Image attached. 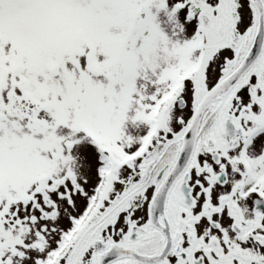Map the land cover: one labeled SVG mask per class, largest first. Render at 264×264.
Masks as SVG:
<instances>
[{
  "label": "snow or ice",
  "instance_id": "1",
  "mask_svg": "<svg viewBox=\"0 0 264 264\" xmlns=\"http://www.w3.org/2000/svg\"><path fill=\"white\" fill-rule=\"evenodd\" d=\"M0 264H264V0H0Z\"/></svg>",
  "mask_w": 264,
  "mask_h": 264
}]
</instances>
